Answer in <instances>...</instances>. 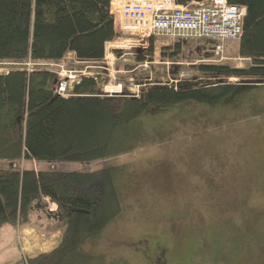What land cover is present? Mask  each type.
I'll list each match as a JSON object with an SVG mask.
<instances>
[{"label": "rangeland", "instance_id": "1", "mask_svg": "<svg viewBox=\"0 0 264 264\" xmlns=\"http://www.w3.org/2000/svg\"><path fill=\"white\" fill-rule=\"evenodd\" d=\"M139 36L133 29L119 30L106 42L99 62L67 55L58 62H0L1 71L27 68L26 63L29 68L53 71L59 70L58 64L86 68L98 73L101 92L107 80L123 86L131 80L135 89L137 84L174 85L172 72L185 87L224 82L238 86L216 104L186 102L170 110H155L154 119L164 122L167 131L161 139L90 164L63 161L54 165L67 171L107 165H124L128 170L120 186L121 213L98 238L83 246L94 255L90 264H156V257L158 264H264V78L223 80L198 72L203 60L241 67L238 40H225L223 51L216 54L214 44L205 39L157 36L138 42ZM178 41L180 57L173 60L162 54L166 45ZM136 54L149 55L154 63L135 60ZM129 65L133 68H126ZM9 162L0 159V168ZM19 166L41 169L46 164L21 160ZM40 205L43 208L38 211L47 221L36 220L33 231L25 227L18 233L17 223L16 230L12 225L0 230V264H14L22 252L45 251L55 245L50 237L54 233L37 235L39 224L54 222L55 217L53 203L42 199Z\"/></svg>", "mask_w": 264, "mask_h": 264}, {"label": "trees", "instance_id": "2", "mask_svg": "<svg viewBox=\"0 0 264 264\" xmlns=\"http://www.w3.org/2000/svg\"><path fill=\"white\" fill-rule=\"evenodd\" d=\"M110 2L0 0V62L28 58L58 62L69 51L80 61H102L106 42L117 35ZM227 2L245 7L237 48L240 56L250 59L249 65L203 60L197 70L223 80L264 78V0ZM180 48L178 41L164 47L162 54L176 60ZM143 58L135 56V60ZM8 70L0 73V159L10 161L8 167L0 168V230L4 225L16 230V223L18 230L33 226L34 210L47 198L56 204L54 222L36 228L40 234L59 233L53 247L22 252L14 264H90L94 255L83 250L85 242L98 238L121 213L120 186L128 174L124 165L67 171L55 164H90L161 139L167 131L164 122L154 119L155 110H170L186 102L216 104L238 89L231 82L185 87L177 81L178 87L148 84L138 97L102 96L97 79L82 76L73 84L71 96L63 97L52 90L56 81L52 70ZM172 74L176 79L177 74ZM21 160L46 167L21 168Z\"/></svg>", "mask_w": 264, "mask_h": 264}, {"label": "built area", "instance_id": "3", "mask_svg": "<svg viewBox=\"0 0 264 264\" xmlns=\"http://www.w3.org/2000/svg\"><path fill=\"white\" fill-rule=\"evenodd\" d=\"M109 10L113 16L115 31L118 33L119 30L124 32L125 29H133L137 35H141L138 42L144 41L147 37L157 36L170 40L180 38L205 39L207 42L214 44L213 51L216 54L223 51L225 40L235 41L240 39L245 14L244 6L230 4L227 0H191L187 4H183L178 0H111ZM169 45L165 47H169ZM65 55L78 60L73 52L69 51ZM121 56L125 61L126 58H123V55H119V58ZM143 59H145V62L154 63V60H150L149 55ZM240 59L241 66L250 61L248 58ZM28 60L30 62L32 59L28 58L25 61ZM166 62L169 64L168 60ZM28 65L26 63L27 68L20 69L28 72L36 69L52 70L50 68H29ZM58 68V71H54L56 81L52 85V90L59 96H71L72 85L78 83L82 76L95 77L98 83L99 77L86 70V68L81 70L69 69L63 67L62 64H58ZM8 71V69L5 71L0 70V73ZM178 80L180 78L173 80L174 87H176L175 84ZM108 81L103 85L102 96L128 93L131 96L138 97L142 89L146 88L144 84H137V89H135V87H132L131 80L126 86L117 81L115 84L110 85ZM18 233H20V230H18Z\"/></svg>", "mask_w": 264, "mask_h": 264}, {"label": "crops", "instance_id": "4", "mask_svg": "<svg viewBox=\"0 0 264 264\" xmlns=\"http://www.w3.org/2000/svg\"><path fill=\"white\" fill-rule=\"evenodd\" d=\"M73 86V85H72ZM45 200H47V198H43V201H45ZM52 205V204H51ZM54 206H52L53 208H51V211H54L55 210V207H56V204L54 203L53 204ZM51 207V206H50ZM43 208V205H38V207L34 210V213H35V216H34V222H33V224L35 225V221L36 220H38V221H41V222H43V221H47V219H45L44 220V215H42V213H40L39 211H38V209H42ZM37 225V224H36ZM10 226V225H9ZM35 227L34 226H32V227H26L25 229H23V230H27L28 232H30V231H33V229H34ZM35 234H37L36 232H35ZM38 235V237L41 235H43V234H37ZM50 237H54V240L55 241H57V239H58V237H59V233L58 232H55L54 234H52V235H50ZM56 237V238H55ZM54 241V242H55ZM20 245H18V247H19Z\"/></svg>", "mask_w": 264, "mask_h": 264}, {"label": "water", "instance_id": "5", "mask_svg": "<svg viewBox=\"0 0 264 264\" xmlns=\"http://www.w3.org/2000/svg\"><path fill=\"white\" fill-rule=\"evenodd\" d=\"M140 51V49L136 48V52Z\"/></svg>", "mask_w": 264, "mask_h": 264}]
</instances>
